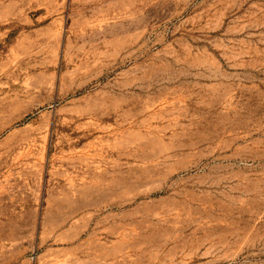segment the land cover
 Returning <instances> with one entry per match:
<instances>
[{
  "label": "rangeland",
  "instance_id": "1",
  "mask_svg": "<svg viewBox=\"0 0 264 264\" xmlns=\"http://www.w3.org/2000/svg\"><path fill=\"white\" fill-rule=\"evenodd\" d=\"M0 264H264V0H0Z\"/></svg>",
  "mask_w": 264,
  "mask_h": 264
}]
</instances>
